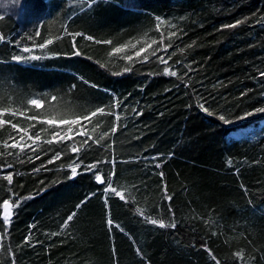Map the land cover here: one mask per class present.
<instances>
[{"label":"trees","instance_id":"obj_1","mask_svg":"<svg viewBox=\"0 0 264 264\" xmlns=\"http://www.w3.org/2000/svg\"><path fill=\"white\" fill-rule=\"evenodd\" d=\"M0 16V108L41 120L104 109L81 121L92 139L74 125L51 144L68 125L0 117L41 136L5 148L23 133L0 125V264H264V113L245 115L264 107V0H0ZM5 200L19 202L7 226Z\"/></svg>","mask_w":264,"mask_h":264},{"label":"snow or ice","instance_id":"obj_2","mask_svg":"<svg viewBox=\"0 0 264 264\" xmlns=\"http://www.w3.org/2000/svg\"><path fill=\"white\" fill-rule=\"evenodd\" d=\"M48 2V0H46V3ZM97 2V0H87V4H88V7L91 8L93 4H95ZM27 7V6H26ZM0 19H3L2 16H0ZM240 23H243V21H237L236 24H231V25H226L225 27H230V28H235L238 26V24ZM159 27V25H158ZM73 35V41H75V36L76 35H81V34H72ZM171 35H175V33H172ZM61 37H57V39H60ZM86 39H93L92 37L88 36V37H85ZM4 40V36L3 35H0V41H3ZM97 43H101V41H96ZM53 43V40L52 39H48L44 44H41L39 45V47L41 49L45 48L47 45H50ZM103 43H111V41H104ZM153 43H155V41H153ZM170 46V45H169ZM125 47L127 46H122V47H117L115 49H113V52L114 53H121L124 51ZM150 47V45H149ZM189 47H191V45H189ZM23 52H30L31 49L29 48H23L22 49ZM144 51H147V48H141L140 50L136 51L135 55L137 57H139L141 55V52H144ZM75 55H80V52L79 51H76L74 53ZM112 53H110L111 55ZM153 55H155V51H153L152 53ZM132 57H127V59L131 60ZM13 59L16 61V62H23L24 60L26 59H32V60H40L42 59L41 56H30V57H22V56H14ZM161 60V62H164L166 63V61L163 60V58H159ZM128 69H126L127 71ZM164 72L166 74H170L172 76H177V72L176 71H171L169 68H165L164 69ZM261 76H264V72L260 73ZM53 100H55L56 98L55 97H52ZM28 105L29 106H35L37 109L41 108L44 101L42 100H39V99H31L29 100L28 102ZM199 107L205 111L209 116L213 115V113L211 111H209L208 108H206L203 104H200ZM103 113L104 112V109H97V111H94L88 115H85L83 117H77V118H74V119H69V118H60V119H56L55 116H50L48 117L47 119H43L41 120V116L40 115H33V116H27L25 117V111H22L20 109H13L11 108L10 106L9 107H6V108H0V117H3L5 114H11L13 116L15 115H19L21 117H25L26 119L28 120H37L39 122H42V123H46V124H52V123H58V124H66L68 125V128L67 130L64 132V135H61V132H55L53 133L52 135V139H49L47 141H45L46 143L48 144H51L53 143L54 140H56L57 142H59V140H63L66 136H68L69 133H73L74 132V129H73V126L74 125H78L79 128L76 130L75 134L76 135H85L87 136L88 139H92L91 136L88 135V133H85L83 132V128L85 127L84 124L81 123V121H88L89 123H91V118L96 116L97 113ZM257 113H264V107H257L255 108L253 111H250L248 113H246L245 115L246 116H253ZM42 115V114H41ZM245 117H240V119H244ZM117 119H119V117L117 116ZM218 119L220 121H223L225 124H228L230 123V121L228 119H226V117L224 115H219L218 116ZM5 124H10L11 127L16 130L17 132L19 133H23L22 135H20L19 137V140L16 139V137L14 136H10V139H12L14 141V143L12 144H8L7 142H5L4 144V147L5 148H17L19 147L21 149V151H23L24 147H31V145H26V144H21V141H24L25 140V136H27V139L28 140H31L33 144H36L37 141H39L41 139V136H40V133L39 132H36L35 134H30L29 133V130L28 128L26 127H22L21 125L19 124H15V123H11V121H6L2 118H0V125H5ZM35 125H30L29 127H34ZM98 127L97 126H94L92 131L94 132L95 131V128ZM117 128L116 126H114L112 128V133L114 134L116 132ZM107 135V133H103L101 134L99 137L96 138L95 142L96 143H99L100 140L104 139V137ZM59 138V139H58ZM84 143H87V140L84 141ZM35 150V149H33ZM72 151L73 152H77L79 151V149L77 147H73L72 148ZM9 155H11L12 153H8ZM60 156V153H57V156L56 158H59ZM31 159V157H30ZM229 163V166H231V161L228 162ZM161 165L158 163L156 164V167H160ZM9 167H11V165H9ZM92 166H89V168H91ZM38 170V169H37ZM71 173H72V176H76L78 174L77 172V166H72L71 167ZM114 174V173H113ZM161 176H163V173H161ZM4 180H6L9 184L12 183V180H13V174H7L3 177ZM96 180L98 183H102V184H105V192H108L110 191L111 193H113L115 196H118L121 200H126V195L124 193V191H121V190H118L116 187H113L112 184H111V181L110 179L109 180H104L101 175H96ZM165 193H167V189L165 187ZM167 199L168 200H171V196L168 195L167 196ZM107 203V201H106ZM2 207L4 209V213H3V222H4V225H9L10 222H11V216H12V211H11V208L13 207H19V202H11L9 200H5L3 201V204H2ZM79 207V206H78ZM171 211V209H169ZM137 212L141 215V216H144V211L142 209H137ZM75 216V213H72L71 215L68 216L67 220L64 222V224L62 225V228H61V232L63 231V229L67 228L68 227V223L73 219V217ZM147 222L153 224V225H156L160 228H166V227H171V228H175L176 227V224L175 222H171V223H168L166 224L164 221L162 220H157V219H154L152 217H145ZM108 224L110 226L113 225V221H111L110 219L108 220ZM58 233H53L52 235H57ZM6 235V233H5ZM0 239H3V236H0ZM30 241V237L26 238L25 240V243H28ZM209 253L211 254V250L209 249L208 250ZM139 252V250H138ZM234 255L240 259V260H244V253H243V250L239 251V252H236L234 253ZM213 259L215 260V256H213ZM12 264H15V260L13 259L12 261ZM216 264H220V261H216Z\"/></svg>","mask_w":264,"mask_h":264},{"label":"clouds","instance_id":"obj_3","mask_svg":"<svg viewBox=\"0 0 264 264\" xmlns=\"http://www.w3.org/2000/svg\"><path fill=\"white\" fill-rule=\"evenodd\" d=\"M15 3L19 4V0H14Z\"/></svg>","mask_w":264,"mask_h":264}]
</instances>
